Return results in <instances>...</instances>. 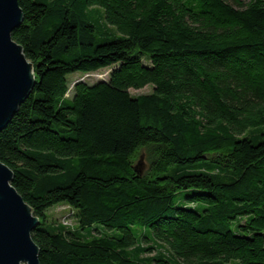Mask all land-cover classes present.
Returning a JSON list of instances; mask_svg holds the SVG:
<instances>
[{
    "label": "trees",
    "instance_id": "16d2710c",
    "mask_svg": "<svg viewBox=\"0 0 264 264\" xmlns=\"http://www.w3.org/2000/svg\"><path fill=\"white\" fill-rule=\"evenodd\" d=\"M18 1L36 86L0 161L40 264H264V0Z\"/></svg>",
    "mask_w": 264,
    "mask_h": 264
},
{
    "label": "water",
    "instance_id": "95a60500",
    "mask_svg": "<svg viewBox=\"0 0 264 264\" xmlns=\"http://www.w3.org/2000/svg\"><path fill=\"white\" fill-rule=\"evenodd\" d=\"M24 21L18 0H0V133L33 92V65L12 38ZM12 170L0 161V264H40L32 238L40 220L13 186Z\"/></svg>",
    "mask_w": 264,
    "mask_h": 264
},
{
    "label": "rangeland",
    "instance_id": "374dc122",
    "mask_svg": "<svg viewBox=\"0 0 264 264\" xmlns=\"http://www.w3.org/2000/svg\"><path fill=\"white\" fill-rule=\"evenodd\" d=\"M146 63V62H145ZM111 70H103L97 73L93 74H86L83 73H75L68 76L69 82H70V93L68 94V97L71 98L73 95V88L75 84L79 82H85L89 85H94L100 81H107L109 79V74ZM153 91L152 86H148L143 90L135 91L131 90L130 93L133 97H138L141 95L150 94ZM136 166L138 170L140 171V174H143L144 172L148 171V168L150 166V158L149 154L146 151H143L140 155V157L137 160ZM49 220L50 222H57V223H65L68 226H71V228L77 229V219L75 217L74 211L70 209L68 206L62 205L58 207H54L50 209L48 212ZM99 231L104 232L107 231L106 228H103L102 226L97 227ZM110 233V231H107ZM94 235H99L98 232H93ZM145 246H149L154 248L153 251H151L150 256H155L158 252L166 253L167 250L165 248L161 249L159 246L154 245L150 243L149 245L145 244Z\"/></svg>",
    "mask_w": 264,
    "mask_h": 264
}]
</instances>
